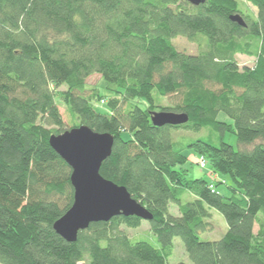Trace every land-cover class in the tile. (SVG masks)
Returning <instances> with one entry per match:
<instances>
[{"label":"trees","instance_id":"1","mask_svg":"<svg viewBox=\"0 0 264 264\" xmlns=\"http://www.w3.org/2000/svg\"><path fill=\"white\" fill-rule=\"evenodd\" d=\"M244 1L255 15L238 0H0V264H170L175 238L192 264H264V0ZM178 37L200 53L179 51ZM238 53L253 67L240 69ZM94 75L109 98L87 88ZM156 97L189 122L154 126ZM80 126L114 137L101 175L153 216L148 241L124 230L142 226L135 216L92 224L74 243L54 230L74 189L50 139ZM203 129L188 147L230 183L188 179L175 132ZM210 209L227 223L218 241L201 239Z\"/></svg>","mask_w":264,"mask_h":264},{"label":"water","instance_id":"2","mask_svg":"<svg viewBox=\"0 0 264 264\" xmlns=\"http://www.w3.org/2000/svg\"><path fill=\"white\" fill-rule=\"evenodd\" d=\"M198 6L205 0H187ZM242 27V16L231 17ZM152 124L156 127L181 126L189 122L186 114L152 112ZM115 139L106 133H96L87 126H80L60 135H53L50 145L72 169L71 184L74 202L66 214L55 224L56 233L67 242L74 243L80 232L92 224L110 222L115 217H138L151 221L153 216L132 198L125 187L119 186L101 175L103 163L111 157Z\"/></svg>","mask_w":264,"mask_h":264},{"label":"rangeland","instance_id":"3","mask_svg":"<svg viewBox=\"0 0 264 264\" xmlns=\"http://www.w3.org/2000/svg\"><path fill=\"white\" fill-rule=\"evenodd\" d=\"M238 2H240L241 4V10L243 13L247 14V15H255L256 14V10L253 6H251L250 4L246 3L244 0H238ZM173 44L174 46L181 52H184L186 54H190V55H197L200 53L201 48L200 45L196 42H192L189 41L186 38H182V37H178L175 40H173ZM236 61L239 65L240 69H244V68H251L253 67L254 63H255V59L252 57H248L246 55H243L241 53H238L235 55ZM106 83L102 80V78L99 75H94L91 78L88 79L87 81V88L92 90H99L102 96H107L108 98L110 97V93L107 91L106 89ZM156 95V94H155ZM157 96V95H156ZM157 100V105L158 108L156 109L155 112H161V107H171L172 102L169 99H160L158 97H156ZM139 104L143 105L145 104L143 101H137ZM146 106V104H145ZM96 109L99 112L102 113H107L108 112V108L106 106H103L101 104H96L95 105ZM60 111L61 114L63 115L65 124H66V128L70 129L72 127L73 122L71 121V117L70 115L67 113L66 108L64 107V105L60 104ZM219 120L227 122V123H232V121L225 115V114H220L219 116ZM208 130L207 129H203L200 132H196V133H190L187 132L185 130H179L175 132V136H174V141L175 142H180L181 144V148H183V153L186 157H188L189 161L186 164V166L184 167L185 169L188 170V179L190 180H196V179H201V178H205L208 181H219L222 182L223 180H226L228 183H230L231 181L227 178L224 177L223 175H218L213 177V175L210 174L211 169L208 166L207 168H203L199 163H200V156L197 155L194 151H192L191 148H189V141L190 140H197L203 137H209L208 136ZM125 139L128 137L127 134H125L123 136ZM218 137V136H217ZM175 138H179L177 141ZM226 143H229L231 145H233L236 149H239V146L237 144V139L234 135H227L224 138ZM216 143V142H215ZM217 144V143H216ZM215 144V145H216ZM219 145V143L217 144ZM170 212L173 215H178V210L177 207L174 205H171L170 207ZM211 212V218L209 219V230L206 233H202L201 235V239L203 241H218L220 240L226 233L227 231V223L224 219V217L218 213L216 210L210 209ZM149 223L144 221L142 226L139 229H127L124 228V230L132 237L134 236H142V239H144L145 241H148L150 238V233H149ZM258 230V228H256V231ZM174 251H173V255L170 258L169 263L170 264H178L180 262H184L187 264H192L191 261L188 258V255L186 253L185 250V246L182 242L181 239L179 238H175L174 239Z\"/></svg>","mask_w":264,"mask_h":264},{"label":"built area","instance_id":"4","mask_svg":"<svg viewBox=\"0 0 264 264\" xmlns=\"http://www.w3.org/2000/svg\"><path fill=\"white\" fill-rule=\"evenodd\" d=\"M200 165H201L203 168H205V167H206V162H205L204 160H201V161H200Z\"/></svg>","mask_w":264,"mask_h":264},{"label":"crops","instance_id":"5","mask_svg":"<svg viewBox=\"0 0 264 264\" xmlns=\"http://www.w3.org/2000/svg\"><path fill=\"white\" fill-rule=\"evenodd\" d=\"M216 178V177H215Z\"/></svg>","mask_w":264,"mask_h":264}]
</instances>
